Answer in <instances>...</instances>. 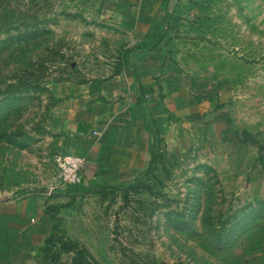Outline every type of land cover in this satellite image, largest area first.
<instances>
[{"label": "rangeland", "instance_id": "1", "mask_svg": "<svg viewBox=\"0 0 264 264\" xmlns=\"http://www.w3.org/2000/svg\"><path fill=\"white\" fill-rule=\"evenodd\" d=\"M107 5L0 0V38L42 28L0 51V203L33 194L41 217L60 205L29 264H264V168L236 136L264 142V0H174L169 56L214 89L205 132L165 154L156 178L60 192L53 86L118 71L136 40Z\"/></svg>", "mask_w": 264, "mask_h": 264}, {"label": "crops", "instance_id": "2", "mask_svg": "<svg viewBox=\"0 0 264 264\" xmlns=\"http://www.w3.org/2000/svg\"><path fill=\"white\" fill-rule=\"evenodd\" d=\"M106 1L134 43L174 10V0ZM208 83L179 70L161 44L137 49L107 76L58 82L51 109L58 151L85 157L86 184L130 182L143 174L158 141L164 155L196 146L214 99ZM39 199L27 193L0 203V264H29L34 257L47 231ZM34 217L40 220L32 226Z\"/></svg>", "mask_w": 264, "mask_h": 264}, {"label": "trees", "instance_id": "3", "mask_svg": "<svg viewBox=\"0 0 264 264\" xmlns=\"http://www.w3.org/2000/svg\"><path fill=\"white\" fill-rule=\"evenodd\" d=\"M8 11H11V10L8 9L7 12ZM22 11L24 15H27L30 13V9L28 7H26L25 9H22L20 12ZM7 15L9 14L7 13ZM174 17H175L174 10L169 11V12L167 11L165 17L163 18L161 23H159L156 26L155 30H153L150 33L145 34L142 39L136 41L134 44L127 46L123 51V61H122V64L119 70L123 67L124 64L128 62L129 58L131 57V54L137 49L149 50L161 44L165 48V52L169 53V50H170L169 43H170V40L172 39H170L171 35H168V33L171 32L170 23L172 22ZM41 30L42 28L36 25L34 28L29 29V30L25 29L23 31H18L17 33H9L6 37L0 38V51L9 49L11 47V44L14 41L38 36ZM236 136L240 140L247 141L248 143H251L257 147L258 152H259L260 163H261V166L264 168V142L258 140V138L249 131H242V132L236 133ZM165 157L166 156L164 155L163 151L160 149L159 141H158L157 143L153 145V148L151 149V157H150L147 168L144 170L141 176L135 178L134 180L127 182V183L115 184V185L105 184V183L100 184L96 182L88 183V184L84 182L71 183V184L62 186L61 188L63 189H61L60 192H63L66 195L70 196V198H73L77 194L92 192L99 188H105V189L106 188H120V187L133 185L135 183H139L142 181L145 182L148 179H153L157 177V171L160 168L159 164L161 163V161H164ZM55 190L56 189H53V191ZM59 207H60L59 204L49 203L47 207L45 208V213L49 215V217H53L55 215L54 213L59 209ZM50 227L52 228L53 224H51ZM50 236H51V232L50 233L48 232L45 235L42 243H45L47 240H49ZM38 258H39V255H38ZM38 262L39 260H37V264Z\"/></svg>", "mask_w": 264, "mask_h": 264}, {"label": "built area", "instance_id": "4", "mask_svg": "<svg viewBox=\"0 0 264 264\" xmlns=\"http://www.w3.org/2000/svg\"><path fill=\"white\" fill-rule=\"evenodd\" d=\"M56 163L60 171L63 186L71 183L83 182L82 168L85 166V157L74 153H58Z\"/></svg>", "mask_w": 264, "mask_h": 264}]
</instances>
